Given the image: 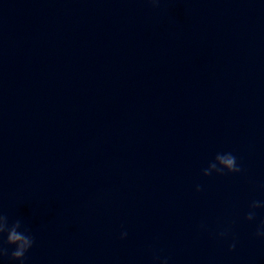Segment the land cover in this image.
I'll list each match as a JSON object with an SVG mask.
<instances>
[{"label": "water", "instance_id": "obj_1", "mask_svg": "<svg viewBox=\"0 0 264 264\" xmlns=\"http://www.w3.org/2000/svg\"><path fill=\"white\" fill-rule=\"evenodd\" d=\"M226 152L242 171L204 176ZM254 200L264 0H0V213L34 237L23 264H264Z\"/></svg>", "mask_w": 264, "mask_h": 264}, {"label": "clouds", "instance_id": "obj_2", "mask_svg": "<svg viewBox=\"0 0 264 264\" xmlns=\"http://www.w3.org/2000/svg\"><path fill=\"white\" fill-rule=\"evenodd\" d=\"M150 3L156 5L159 0H149ZM204 176H211L213 173L224 174L227 173H240L241 167L237 164L236 157L230 153H217L214 160L209 163L208 167L203 169ZM200 185L196 186V191H201ZM250 211L246 214L245 219L252 221L255 219V209L264 208V201L254 200L250 204ZM6 234V240L0 242V257L8 256V248L4 245L12 246L10 253L11 259L18 260L23 264L26 253L33 247L35 240L32 235L29 234V229L25 227L20 219L9 223V217L3 213H0V238ZM221 236L226 235L225 232L220 233ZM258 237H264V223H262L256 233ZM127 236V232L121 233V239ZM235 248V244L230 245V250ZM159 259V257H157ZM160 264H167V258L160 261Z\"/></svg>", "mask_w": 264, "mask_h": 264}]
</instances>
